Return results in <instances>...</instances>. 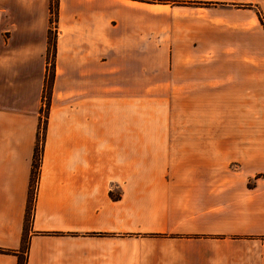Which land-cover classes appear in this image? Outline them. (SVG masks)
I'll list each match as a JSON object with an SVG mask.
<instances>
[{
  "label": "crops",
  "instance_id": "0c3cea01",
  "mask_svg": "<svg viewBox=\"0 0 264 264\" xmlns=\"http://www.w3.org/2000/svg\"><path fill=\"white\" fill-rule=\"evenodd\" d=\"M52 1L0 0V264H264V139L174 123L253 93L264 0H56L50 68Z\"/></svg>",
  "mask_w": 264,
  "mask_h": 264
},
{
  "label": "rangeland",
  "instance_id": "374dc122",
  "mask_svg": "<svg viewBox=\"0 0 264 264\" xmlns=\"http://www.w3.org/2000/svg\"><path fill=\"white\" fill-rule=\"evenodd\" d=\"M55 32H52V39L55 38ZM256 35V53L259 51V45L264 43V32L260 30ZM54 53L52 48V54ZM52 54L49 53L50 68L53 64ZM223 70L230 69V63L223 62ZM51 71V70H50ZM254 87L253 93L242 94L233 93L228 84H224L222 88L224 91L213 95L211 97L203 96L202 102L200 104L199 98L196 101V109L186 110L184 115L180 111H176L175 119V133L177 135H187V133H197L198 127H195L199 122L200 112H204L207 118V130L212 131L216 128L218 132H222L223 135H235L240 136L250 135L255 140V145L260 144L264 139V61H256L254 69ZM52 72L49 74L48 83L46 86V91L43 99V110H42V120L41 127L38 134L41 136L37 138L36 148L38 147V155L40 158L41 148H42V138L45 128V116H47L48 105H49V94L51 89V77ZM201 106V107H200ZM216 106L215 109H213ZM201 108L204 111H200ZM44 113V114H43ZM249 118V120L247 119ZM191 120V121H189ZM194 120V121H193ZM212 121V122H209ZM187 122V123H186ZM217 125V126H216ZM35 148V151H36ZM33 156L32 165H36L39 161L37 156ZM35 160V161H34ZM234 170V168L232 167ZM35 172V169L33 170ZM39 170H36V180ZM34 176V174H32ZM32 175L30 181V205L28 209V216L32 214L33 199L36 192V180L32 183ZM29 218V217H28ZM30 219V218H29Z\"/></svg>",
  "mask_w": 264,
  "mask_h": 264
},
{
  "label": "trees",
  "instance_id": "16d2710c",
  "mask_svg": "<svg viewBox=\"0 0 264 264\" xmlns=\"http://www.w3.org/2000/svg\"><path fill=\"white\" fill-rule=\"evenodd\" d=\"M56 7H57L56 0H54V2L52 1V5H51V19H50L51 27H50V31H49V35H48V38H49V53L50 54H52V48H53V51L55 50V43H56V39H55L56 38V30H57L56 29ZM52 32H55L54 33L55 34L54 40L52 39ZM52 78L53 77H51V79L49 81H51ZM40 137L41 136L38 134V139ZM42 149H43V147L41 148L40 158H39V155H38V152H39L38 151V147L36 148V151H35V155L37 156L39 161H38V163L36 165H32V174H34V176L32 175V183L33 182L35 183V180H36V170H39V172H40L41 159H42ZM34 169H35V172L33 171ZM37 176L39 177V173H38ZM38 177H37V180H36V184H37V181H38ZM20 264H25V263H24L23 260H21Z\"/></svg>",
  "mask_w": 264,
  "mask_h": 264
},
{
  "label": "built area",
  "instance_id": "2783aa9c",
  "mask_svg": "<svg viewBox=\"0 0 264 264\" xmlns=\"http://www.w3.org/2000/svg\"><path fill=\"white\" fill-rule=\"evenodd\" d=\"M49 64H50V62H49Z\"/></svg>",
  "mask_w": 264,
  "mask_h": 264
}]
</instances>
